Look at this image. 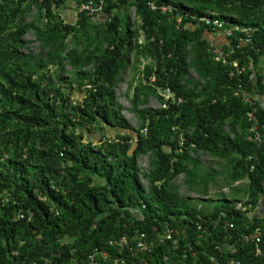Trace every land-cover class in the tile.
<instances>
[{
  "label": "trees",
  "instance_id": "trees-1",
  "mask_svg": "<svg viewBox=\"0 0 264 264\" xmlns=\"http://www.w3.org/2000/svg\"><path fill=\"white\" fill-rule=\"evenodd\" d=\"M106 2L110 21L83 12L68 22L61 15L65 0H0V194L12 199L0 202V264H89L95 246L119 254L110 240L126 236L134 243L141 233L155 245L150 252L122 255L130 264H213L212 257L228 256L264 264V217L253 212L264 199V146L248 138L252 126L264 136V107L257 101L249 116L252 106L232 86L242 79L253 90L252 71L232 76V63L216 61L209 26L199 20L215 11V17L255 27V43L264 51V0ZM163 4L176 9L164 13ZM32 6L38 11L26 21ZM31 30L40 43L34 54L24 51ZM132 52L133 68L143 75L131 98L140 120L136 129L114 91ZM247 52L230 61L243 65L255 55ZM160 88L174 93L167 108L140 107L152 94L165 102ZM103 138L108 141L96 142ZM147 153L148 192L137 167ZM203 153L225 159L224 168H208ZM220 174L232 193H220L211 208L208 199L181 193L185 184L207 195ZM241 180L248 182L245 189L233 187ZM241 195L252 215L236 208ZM166 224L175 229L178 247L160 239ZM257 227L261 254L241 239Z\"/></svg>",
  "mask_w": 264,
  "mask_h": 264
},
{
  "label": "built area",
  "instance_id": "built-area-1",
  "mask_svg": "<svg viewBox=\"0 0 264 264\" xmlns=\"http://www.w3.org/2000/svg\"><path fill=\"white\" fill-rule=\"evenodd\" d=\"M150 6L152 8H155V3L154 2H150ZM102 5L98 4V5H94L92 1H88L87 3H85L82 7V9H88L91 12L93 11H99L101 10ZM161 11L165 12H173L174 9H176V7L172 4H163L160 6ZM214 14V11H212V15ZM177 21H181L182 20V15L177 14ZM201 21H205L207 24L211 25V27L217 31H222L224 32L228 38H229V44L226 46L221 45L220 47H218L215 52H216V58L217 60L223 61L225 63L230 62V59L233 58V56L239 52V51H243L246 52L248 49L246 47H250V49H253V51L256 53L260 52L261 49L254 43V31L255 29L252 27H243V28H239V27H229V28H225V25H228V23L226 21H221L217 18H212L211 16H203L200 18ZM235 30H238V32H240L239 34H235ZM252 57V56H251ZM253 58V57H252ZM253 62V59H252ZM252 62H250V65L252 66ZM233 65L234 67L237 69L236 73L232 72V76H240V74L242 73V71L245 69V67H240V62L237 58L233 59ZM238 80V79H237ZM233 88V92L234 94L241 98L243 101L249 103L253 110L250 111L249 116L252 117L255 114V111L257 109L256 107V101L254 100V96L252 94V91L250 89H248L247 87H245V85L242 82V79L238 80L236 82L235 85L232 86ZM251 132L248 135V138L256 143H258L261 146H264V136L263 133L258 130V128L256 126H252L251 127ZM252 157V155L249 156V159ZM261 207V203L255 207V210L253 212H257V210ZM236 208L242 211H249V209H251V204H244L243 201H239L236 205ZM252 211L248 212L249 215L251 214ZM224 215V213H223ZM226 224H228V226L230 228L234 227L233 223H229L227 222ZM200 227V226H199ZM175 231L172 227H170L169 225L165 226V230L163 232L162 235V239H167V240H172L175 244V246L178 247L179 245V240L178 238L175 237L174 235ZM262 236L263 233L261 231V229L259 227L255 228L252 231L243 233L241 235V239L245 242V243H252L255 245V249H256V254H261V249L259 244L262 241ZM231 238V236H230ZM118 244L121 247H124L125 245L128 244V241L125 238H122L119 240ZM154 246V240H151L149 238H147V234L146 233H142L140 235V237L138 238V240L136 241L135 245H130L128 248L131 252V255H133L134 253L138 252V251H151L152 247ZM216 248H218V246H216ZM229 248L231 249V252H234L236 250L235 247L229 246ZM124 249V248H121ZM133 253V254H132ZM186 256V254H184V257ZM94 257L95 256H91L92 258V262L94 261ZM105 258H108L109 260L112 261L113 264H130L126 261L125 258L122 257H111L109 254L105 255ZM212 262L213 264H242L240 260L234 258V257H224L223 259H220L219 257H212Z\"/></svg>",
  "mask_w": 264,
  "mask_h": 264
},
{
  "label": "clouds",
  "instance_id": "clouds-1",
  "mask_svg": "<svg viewBox=\"0 0 264 264\" xmlns=\"http://www.w3.org/2000/svg\"><path fill=\"white\" fill-rule=\"evenodd\" d=\"M88 1H92L93 2V4L94 5H98V4H101L102 5V8H101V10H99V11H93V12H91L90 10H88V9H82V7H83V5L85 4V3H87ZM106 0H98V1H96V0H82L81 2H78L77 0H65V6H63V8H62V13H61V15L65 18V20L66 21H68V22H76V21H78L79 19H80V15H81V13H88L90 16H91V18L92 19H98V18H100V19H103V20H108V21H110L111 20V17L106 13V11H105V5H106ZM150 3H148V5H149ZM150 6V5H149ZM132 7H134V6H132ZM131 7V8H132ZM53 8H54V5H53ZM135 8V7H134ZM35 10V15H36V13H37V8L35 7V6H32V10ZM33 10V11H34ZM130 10V9H129ZM55 11H58V10H56L55 9ZM31 13H32V11H31ZM135 14H136V9H135ZM216 13H215V11H214V14H213V16H211L212 18H217V19H219V20H223V21H226L227 23H228V25H225V28H229V27H239V28H243V27H245V26H243V25H241V24H239V23H235V22H233V21H231V20H224V19H220V18H218V17H215L214 15H215ZM35 15H34V17H35ZM42 16L44 17V22L45 21H47V19H48V17H47V11L45 10V9H42ZM33 17V18H34ZM201 17H203V16H201ZM201 17H199V20H200V18ZM32 18V19H33ZM31 19V20H32ZM30 21V20H29ZM94 21H96V20H94ZM201 21V20H200ZM203 22H205V21H203ZM206 23V22H205ZM207 24V23H206ZM208 26H209V31H211L212 32V34H213V36H214V43L213 44H211V51H212V54H213V56H214V59L216 60V61H219V62H222V63H225V62H223V61H220V60H217V58H216V53H215V50L218 48V47H220L221 45H223V46H226V45H228L229 44V42H231V41H229V38H228V36L224 33V32H222V31H217V30H215V29H213L212 27H211V25H209V24H207ZM247 27H252V26H247ZM252 28H254L255 29V31H256V28L255 27H252ZM255 31H254V36H253V38L255 37ZM28 33H33L34 34V39H26V35L28 34ZM240 32H238V30H235V34H239ZM26 35L24 36V39L25 40H27V41H29L28 42V45L27 46H29L30 47V45L33 43V42H37L38 43V51L37 52H39V49H40V43L36 40V35H35V33H34V31H29V32H27L26 33ZM221 37H225V39H227V43L226 44H221V43H219L218 42V39L219 38H221ZM143 38H144V36H143ZM254 43H255V40H254ZM256 44V43H255ZM247 49L248 48H250L249 46L248 47H246ZM29 49H31V47L29 48ZM251 50H253V49H251ZM32 52L33 54L34 53H37V52H34L33 50H29L28 52ZM247 52V51H246ZM245 52V53H246ZM132 54H133V52H132ZM131 57V56H130ZM251 57V56H250ZM250 59V58H249ZM144 60V59H143ZM253 61H254V58H253ZM240 62V61H239ZM228 63V62H227ZM230 63H232L231 61H230ZM68 66H70V68H71V65L70 64H67ZM232 65H233V63H232ZM241 65V64H240ZM234 66V65H233ZM241 67H243V65H241ZM127 68V67H126ZM125 68V69H126ZM137 74H139V72H136ZM136 73H135V75H136ZM193 73H195L197 76H198V73L197 72H193ZM135 78H136V76H135ZM142 77L140 76L139 77V79H138V83H139V81H140V79H141ZM198 78V77H197ZM122 81V78H121V75H119V79H118V82H117V84H116V86H115V88H114V91H115V94H116V99H117V101L119 102V103H121L120 101H119V99H118V92H117V89H118V84L120 83ZM133 84V82L131 81L130 82V84L129 85H132ZM138 85V84H137ZM136 85V86H137ZM136 86H135V88H136ZM89 87H90V85H89ZM249 89V88H248ZM135 90V89H134ZM252 91V94H253V96H254V100L256 101V106H257V98L255 97V95H254V93H253V91H254V89L253 90H251ZM78 92V91H77ZM159 94L165 99V102L163 101V100H161V106L160 107H147V108H151V109H155V108H167L168 106H167V102H166V100H169V99H171V98H174V93H173V91L170 89V88H160L159 89ZM78 97H80V93L78 92ZM127 95H130L129 94V89H128V93H127ZM134 95V94H133ZM133 95H131V98L133 97ZM157 96V95H156ZM129 97V96H128ZM158 97V96H157ZM131 98L129 97V100L131 101ZM159 99H161L160 97H158ZM149 101V100H148ZM148 101H147V103H148ZM146 103V104H147ZM258 103H259V101H258ZM122 104V103H121ZM146 104H144V105H146ZM123 105V104H122ZM261 105V104H260ZM123 114H124V109H125V106L123 105ZM132 107V106H131ZM131 109V108H130ZM132 111V110H131ZM133 112V111H132ZM134 113V112H133ZM135 114V113H134ZM125 115V114H124ZM127 118V117H126ZM128 120V119H127ZM130 125V124H129ZM132 129H135V128H132ZM142 133H145L146 134V132H147V126H145V127H143L142 128ZM134 132V131H133ZM103 141H108L107 139H105V138H103V139H101V141H96V142H98V143H102ZM109 142H112L110 139H109ZM149 156L150 157V153H147V154H141L139 157H138V159H137V167L139 168V177H140V179H141V182L143 183V185H144V188L146 189V192H148V188H149V182H148V180L146 179V177H145V173H148L149 171H150V165H151V163H150V165L147 167V169H145V168H143V166L142 165H140L138 162V160H139V158L141 157V156ZM150 160H151V157H150ZM183 174V173H182ZM181 175V174H180ZM185 175V174H184ZM186 177V176H185ZM145 181H147V185L145 184ZM239 182V181H238ZM237 183V182H236ZM183 185H185V184H183ZM4 192H6V191H3L1 194H0V202H1V204L2 205H4V204H7V203H9L12 199L11 198H9L8 197V194L6 193V194H4ZM4 194V195H3ZM186 195V194H185ZM205 198V197H204ZM262 202V201H261ZM200 206V205H199ZM146 207V204H143L142 205V208H145ZM167 225V224H166ZM165 225V226H166ZM165 226H164V228H163V231H162V233L161 234H159V237H160V239L162 240V241H164L165 239H162V235H163V232H164V230H165ZM170 226V225H169ZM171 227V226H170ZM173 228V227H172ZM174 229V228H173ZM174 231H175V229H174ZM142 234V233H141ZM140 234V235H141ZM140 235L137 237V239L135 240V242L133 243L128 237H126V236H122V237H120V238H117V239H112V240H110L109 241V246H111V247H113L114 248V250L116 251V249L118 250V253L119 254H113V253H111L109 250H106V249H100L98 246H95V248L93 249V251L89 254V264H100L101 262H102V260H106V261H109V259L108 258H105V255H107V254H109L111 257H122V258H124L122 255H125V256H129V255H131V252H130V250H129V246L130 245H135L136 244V241L138 240V238L140 237ZM174 235H175V233H174ZM122 238H125L127 241H128V244L127 245H125L124 247H121L119 244H118V242H119V240L120 239H122ZM148 238V237H147ZM177 238V237H176ZM150 239V238H149ZM151 240H154V239H151ZM167 240V239H166ZM179 240V239H178ZM169 241H172V240H169ZM172 243L174 244V242L172 241ZM154 245H155V241H154ZM175 245V244H174ZM154 247V246H153ZM153 247H152V249H153ZM121 248H124V249H121ZM138 252H141V251H138ZM138 252H136V253H134V254H137ZM148 252H150V251H148ZM14 253H16V251L14 252ZM133 254V253H132ZM91 256H95L94 257V261L95 262H92V258H91ZM98 256H100V258L101 259H98L97 257ZM111 261V260H110ZM34 264H53L51 261H48V260H46V261H35L34 262ZM113 264V263H112Z\"/></svg>",
  "mask_w": 264,
  "mask_h": 264
},
{
  "label": "rangeland",
  "instance_id": "rangeland-1",
  "mask_svg": "<svg viewBox=\"0 0 264 264\" xmlns=\"http://www.w3.org/2000/svg\"><path fill=\"white\" fill-rule=\"evenodd\" d=\"M34 10V9H33ZM32 13H30L27 17H26V21L31 20L34 15H35V10ZM129 13L131 15V19L133 21V25H137V21H136V16H135V8L132 7L129 10ZM26 39H34V34L33 33H28L26 35ZM144 38L143 35H140V41L143 42ZM31 49H27L24 48L25 52H28L29 50H33L34 52L38 51V43L37 42H33L30 45ZM216 53V52H215ZM135 52L131 55L130 57V66H128L122 73H121V78L122 81L118 84V99L119 101L125 106L124 109V114L128 119V123L130 124L131 128H138L140 125V120L137 117L136 114H134L131 111V106H132V102L129 100V97L131 98V95L134 94V89L135 86L138 84V79L139 77H143L141 71L139 72V74H137L135 72V69L133 68V65L135 63ZM146 62H148L147 60H142V65H144ZM68 69H70V66L66 65ZM135 73H136V78L135 77ZM193 74V76L195 78H197L198 76L191 72ZM133 82L132 85H129L130 82ZM128 89H129V94L128 93ZM129 96V97H128ZM161 99H159L156 95H150L149 96V101L146 105H140V107H160L161 106ZM201 156V160L203 161V163L208 167V168H213L216 169L217 171H221L225 164H226V160L225 159H221L219 157H214L211 156L210 154L207 153H203L200 155ZM139 164L143 166V168L147 169V167L150 165V157L147 156H141L138 160ZM185 179V175L181 174L179 175L176 179L175 182L178 184H182L183 180ZM247 180H241L237 183L233 184V187H241L242 189H245L247 187ZM145 184L147 185V181H145ZM181 193L186 194V195H190L192 197H198L199 195L202 196L203 198L205 197L206 199H208L206 206L208 208H211L219 199L220 197V193H224L226 195H229L232 193V187L231 185H228V183H226L225 180V176L223 174H220L219 176H217L215 183H212L209 185V189L207 191V195H203L200 194L196 191H191L189 190L186 185H182L181 187ZM240 199L245 200V197L242 195L240 197ZM199 207H202V205L200 204Z\"/></svg>",
  "mask_w": 264,
  "mask_h": 264
},
{
  "label": "crops",
  "instance_id": "crops-1",
  "mask_svg": "<svg viewBox=\"0 0 264 264\" xmlns=\"http://www.w3.org/2000/svg\"><path fill=\"white\" fill-rule=\"evenodd\" d=\"M207 37L210 38L211 44H213L214 36L211 31L207 32ZM218 42L221 44H226L227 39H225V37H221L218 39ZM245 54L247 57L249 56L248 52H246ZM252 59L253 58L250 57V59L248 58L247 61L244 62L243 67H245V69L243 70V73L246 71H250V70L252 71L251 76L254 79L253 84L255 85V87L253 86L254 87L253 93L255 97L257 98V100L259 101V103L264 107V51H260L258 53L256 52L254 55L253 62H252ZM250 62H252V66L250 65ZM258 82L259 84L261 83L263 85V87H261L262 91H261V88H258L257 86ZM257 213L259 214V216L264 217V199H262L261 207L257 210ZM168 264H173V263L169 262ZM183 264H199V262L196 260H192L189 262H184Z\"/></svg>",
  "mask_w": 264,
  "mask_h": 264
}]
</instances>
